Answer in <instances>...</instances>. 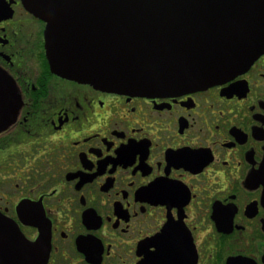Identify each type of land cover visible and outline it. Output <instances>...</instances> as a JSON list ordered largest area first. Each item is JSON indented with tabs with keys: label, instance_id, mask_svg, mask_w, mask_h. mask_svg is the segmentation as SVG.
Segmentation results:
<instances>
[{
	"label": "flooded vegetation",
	"instance_id": "flooded-vegetation-1",
	"mask_svg": "<svg viewBox=\"0 0 264 264\" xmlns=\"http://www.w3.org/2000/svg\"><path fill=\"white\" fill-rule=\"evenodd\" d=\"M45 30L0 0V70L21 98L0 212L37 259L264 264V52L220 84L126 94L54 73Z\"/></svg>",
	"mask_w": 264,
	"mask_h": 264
},
{
	"label": "water",
	"instance_id": "water-1",
	"mask_svg": "<svg viewBox=\"0 0 264 264\" xmlns=\"http://www.w3.org/2000/svg\"><path fill=\"white\" fill-rule=\"evenodd\" d=\"M22 2L46 23L54 73L114 92L151 96L220 84L264 52V0ZM14 87L0 70V132L21 105ZM34 247L0 212V264H43Z\"/></svg>",
	"mask_w": 264,
	"mask_h": 264
}]
</instances>
